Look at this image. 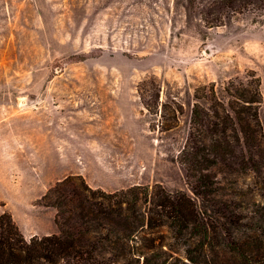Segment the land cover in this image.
<instances>
[{
    "label": "rangeland",
    "instance_id": "rangeland-1",
    "mask_svg": "<svg viewBox=\"0 0 264 264\" xmlns=\"http://www.w3.org/2000/svg\"><path fill=\"white\" fill-rule=\"evenodd\" d=\"M207 1L0 0V213L19 195L41 197L53 186L60 177L48 174L50 163L108 191L159 183L193 196L177 157L199 84L255 73L264 131V11L207 26ZM153 75L161 83L158 114L137 93V83ZM174 101L183 110L176 122ZM218 180L215 198L241 216L231 234L255 256L264 249V173ZM50 209L52 216L35 215L34 229L55 224ZM227 211L214 216L224 221ZM157 233L168 252L188 237L166 227ZM228 237L210 238L217 246ZM216 253L193 251L199 260L233 263L227 250ZM177 255L171 262L182 264Z\"/></svg>",
    "mask_w": 264,
    "mask_h": 264
},
{
    "label": "trees",
    "instance_id": "trees-1",
    "mask_svg": "<svg viewBox=\"0 0 264 264\" xmlns=\"http://www.w3.org/2000/svg\"><path fill=\"white\" fill-rule=\"evenodd\" d=\"M248 11H264V0H208L201 19L207 26L222 25ZM260 84L251 73L243 80L195 87L188 135L177 157L193 196L181 189L168 191L159 183L108 191L91 186L81 174L67 175L38 199L55 209L57 232L27 238L9 211L0 213V264H175L171 261L179 250L185 257L182 264H223L193 254L207 249L217 256L218 250H227L232 264H264L261 246L253 256L248 245L231 234L230 226L239 222L240 214L215 198L219 174L264 173ZM160 88L154 75L137 83L142 104L154 114L159 112ZM173 104L171 118L176 122L183 110ZM219 208L228 210L224 221L214 216ZM162 227L187 240L168 252L160 241L163 235L157 233ZM220 232H228V240L215 246L210 237Z\"/></svg>",
    "mask_w": 264,
    "mask_h": 264
},
{
    "label": "crops",
    "instance_id": "crops-1",
    "mask_svg": "<svg viewBox=\"0 0 264 264\" xmlns=\"http://www.w3.org/2000/svg\"><path fill=\"white\" fill-rule=\"evenodd\" d=\"M48 174H55L59 178V180L69 174L71 171L64 169L62 171H57L55 164L50 163L47 166ZM38 196H26V195H19L16 198V201L11 204L9 211L13 216L16 224L20 228L21 232L24 234L25 237H30L32 235H44L49 233L56 232V225L54 223H50L49 225L45 226V229H34V223L36 222L35 215L38 213H42L44 211H49L50 215H53V210L50 206H43L38 205L35 201L38 199ZM32 223L31 226L28 223ZM37 226V225H36Z\"/></svg>",
    "mask_w": 264,
    "mask_h": 264
}]
</instances>
